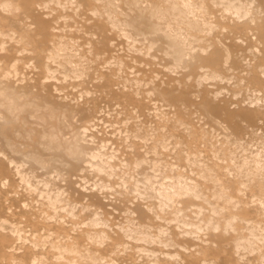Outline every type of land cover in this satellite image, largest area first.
<instances>
[{
  "label": "rangeland",
  "instance_id": "374dc122",
  "mask_svg": "<svg viewBox=\"0 0 264 264\" xmlns=\"http://www.w3.org/2000/svg\"><path fill=\"white\" fill-rule=\"evenodd\" d=\"M5 93L0 264H264V0H0Z\"/></svg>",
  "mask_w": 264,
  "mask_h": 264
},
{
  "label": "bare ground",
  "instance_id": "6f19581e",
  "mask_svg": "<svg viewBox=\"0 0 264 264\" xmlns=\"http://www.w3.org/2000/svg\"><path fill=\"white\" fill-rule=\"evenodd\" d=\"M222 5V4H220ZM224 7V6H223ZM226 7V6H225ZM240 12V11H238ZM168 46L170 49H174L175 45L173 44L172 41L168 42ZM174 62L178 63L181 59V53L178 51H174V56H173ZM178 67V66H177ZM252 95V94H251ZM247 96V95H246ZM4 99L0 100V109L3 108L5 109L8 113L10 114H16L17 116L21 113L25 114V119H29L34 117V111L29 108H26L25 106H23V104L19 103V100H16V97L9 94V93H5L4 94ZM258 98V97H257ZM1 118V117H0ZM221 129V128H220ZM58 134L55 131L49 130L46 127H44V135L42 137V142L45 141H50L51 143H54L55 141H57L58 138ZM264 139V138H263ZM258 142V141H257ZM69 144V149L70 150H74L75 149V145L73 144V141H68ZM237 145V144H236ZM263 144H261L262 146ZM232 147V145H231ZM263 149V148H262ZM236 153V152H235ZM255 153V152H254ZM262 153V152H261ZM97 154V153H96ZM262 156V155H261ZM72 157V156H71ZM229 159V158H228ZM247 159V157H246ZM256 159V158H255ZM198 160V159H197ZM239 160V159H238ZM26 161V160H25ZM145 161V160H144ZM232 163V162H231ZM259 163V162H258ZM243 164V163H242ZM245 164V163H244ZM253 164V163H252ZM261 164V162L259 163ZM15 165V164H14ZM255 165V164H254ZM256 166V165H255ZM246 167V166H245ZM240 170V167H238ZM203 169V168H202ZM205 169V168H204ZM258 169V168H256ZM175 170V169H174ZM259 170V169H258ZM226 171V170H225ZM227 172V171H226ZM236 173V171H235ZM253 174V173H252ZM241 175V174H240ZM244 175V174H243ZM195 176V175H194ZM249 176V175H247ZM179 178V177H178ZM165 180V179H164ZM243 181V180H242ZM245 181V180H244ZM249 184V183H248ZM248 187V186H247ZM262 239V238H261Z\"/></svg>",
  "mask_w": 264,
  "mask_h": 264
}]
</instances>
